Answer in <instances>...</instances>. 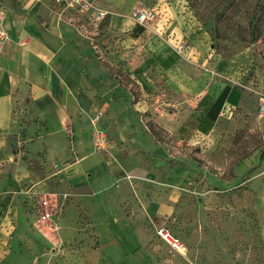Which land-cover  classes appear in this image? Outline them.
Segmentation results:
<instances>
[{
  "label": "rangeland",
  "instance_id": "1",
  "mask_svg": "<svg viewBox=\"0 0 264 264\" xmlns=\"http://www.w3.org/2000/svg\"><path fill=\"white\" fill-rule=\"evenodd\" d=\"M33 1L46 3L90 46L98 71L87 77L98 86L92 93L78 88V105L106 120L101 133L109 146L96 150L99 131L90 138L84 129L80 152L71 145L69 166L49 161L38 133L22 130L33 122L19 105L14 131L1 136L0 162L12 171V162L29 165L36 157L49 161V175L62 171L50 178L52 190L62 192L52 207L68 196L57 224L64 236L78 238L58 244L57 232L47 229L50 240L38 242L31 264H61L74 250L78 264H264V0H85L114 21L107 28L54 0ZM144 7L156 17L137 35L132 17ZM125 20L131 24L124 27ZM145 35L152 38L147 48ZM222 62L236 64V78L216 73ZM150 70L161 77L151 78ZM171 70L194 80L209 73L208 83L187 93ZM85 190L99 196L76 198ZM96 199L112 224L101 241L86 212ZM160 229L184 248L168 245Z\"/></svg>",
  "mask_w": 264,
  "mask_h": 264
},
{
  "label": "crops",
  "instance_id": "2",
  "mask_svg": "<svg viewBox=\"0 0 264 264\" xmlns=\"http://www.w3.org/2000/svg\"><path fill=\"white\" fill-rule=\"evenodd\" d=\"M76 12L95 19L105 27L109 23L110 26L114 23L105 19V11L95 7L85 14ZM99 13L104 14L101 19L98 18ZM0 17L3 28L10 36V41L0 46V148L3 144L1 136L12 134L19 105L24 102L22 116L27 121L33 122L22 128L24 133L37 132L41 143L38 149L46 153V158L49 161L62 160L61 165H68L71 159H74H69L71 145L78 146L84 129L85 135L92 138L95 131L106 133L104 128H107L104 124L106 120L103 123L102 118L97 125L93 124V117L98 115V111L88 114L90 111L78 105V96H80L78 88L80 90L81 87H85L84 91L92 93L89 88L98 86L96 81L90 79L94 75L90 74L89 78L87 77L90 69L91 72L98 71V64L92 65L91 55L87 52L90 46L84 42L85 37L78 35L76 28L66 26L65 21L57 13L52 15L46 3L42 1L0 0ZM134 20L132 17V21L140 26L137 30L139 35V32L143 30L141 27L145 25H140ZM130 24V20L122 22L124 27ZM129 37L134 40L139 39L136 33L129 34ZM144 39L147 42L145 44L147 48L152 38H147L145 35ZM199 39L197 37L194 43L198 44L197 47L203 43V40ZM166 43L168 46L167 40ZM158 48L163 50L162 52L166 50L161 43H158ZM149 73L151 78L159 75L157 71L150 70ZM216 73L236 78L237 66L234 63L222 62ZM170 78L182 81L180 83L182 89L192 93L194 90L206 87L209 73H203L194 80L181 70H171ZM96 89L98 90V87ZM86 97L99 100L95 96L86 95ZM106 97L107 99L103 100L109 101V95ZM113 99L114 95H111V101ZM19 100L20 103L17 102ZM88 102L89 100L83 99V103ZM110 116L108 115L107 118ZM36 119L38 122L34 123ZM87 121L89 123L86 126ZM70 135L74 139L73 142L69 139ZM91 146L94 150L93 140H91ZM76 149L78 153L81 150L79 146ZM30 161L29 165L20 160L12 162L14 167L12 171H6L4 166L6 167L7 163L0 162V264H31L36 257L33 249L39 248L38 242L43 239L50 240L46 224L40 221L38 206L41 199L62 194L52 190L50 183V178L61 174L62 171L58 173L53 171V166L56 164L53 161L55 164L52 162L53 165L50 166L53 174L49 175L45 171L49 161L36 157ZM77 164L74 165L77 166ZM74 165L72 164V167ZM28 166L31 167L30 170ZM88 193V191L77 192L76 198L99 196L92 197ZM102 205V199H96L94 208L86 211L90 214L91 226L97 227L100 233V241L106 238V233L110 230L109 225H112L109 224L111 218L108 217V209L104 207L102 211L105 213H101ZM67 207L66 205L62 210V218L65 216ZM60 218L61 216L58 220ZM58 220L55 219L54 222ZM57 228L55 236L57 243L78 242L76 234L71 236L67 234L69 232H65L67 236H64L58 224ZM69 229L74 230L75 233L78 232L75 230L76 227ZM77 258L78 250H74L66 254L61 264H78Z\"/></svg>",
  "mask_w": 264,
  "mask_h": 264
},
{
  "label": "built area",
  "instance_id": "3",
  "mask_svg": "<svg viewBox=\"0 0 264 264\" xmlns=\"http://www.w3.org/2000/svg\"><path fill=\"white\" fill-rule=\"evenodd\" d=\"M60 5H64L70 9L79 11L80 13H88L92 10L93 6L90 5L85 0H54ZM103 13H99L98 18L101 19L103 17ZM156 15L154 11H151L148 8H138L133 13V18L135 21L140 25H147L149 22H152L155 19ZM8 41H10V36L8 32L3 28L2 26V18L0 17V46H3ZM184 45L180 47V50H183ZM264 110V107L262 108ZM100 116H97L94 118L93 122H97L99 120ZM108 140L105 135H103L101 132H96L95 138H94V147L96 150L99 151H105L108 149ZM56 169L59 168V166H55ZM67 195L65 194L62 198V202L54 207H52V201L51 196L48 197V199H41V202L39 204V210H40V221L46 224L47 229H51L52 231H57V221L56 223L54 220L56 217L61 213L63 210L65 199H67ZM60 209V210H59ZM60 212V213H59ZM58 219V217H57ZM56 219V220H57ZM158 235L161 237L163 241H165L168 245L173 247L177 250H182L184 247L182 244L175 239V237L172 236V234L165 230L160 229L158 232Z\"/></svg>",
  "mask_w": 264,
  "mask_h": 264
},
{
  "label": "trees",
  "instance_id": "4",
  "mask_svg": "<svg viewBox=\"0 0 264 264\" xmlns=\"http://www.w3.org/2000/svg\"><path fill=\"white\" fill-rule=\"evenodd\" d=\"M196 1H199V0H196ZM201 1V0H200ZM241 2H247V0H239ZM218 36V35H217ZM219 37V36H218ZM257 38H253V39H250L248 42H253V41H256Z\"/></svg>",
  "mask_w": 264,
  "mask_h": 264
}]
</instances>
